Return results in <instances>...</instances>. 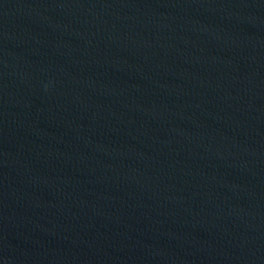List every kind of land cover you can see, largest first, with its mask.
Masks as SVG:
<instances>
[{
  "label": "water",
  "instance_id": "95a60500",
  "mask_svg": "<svg viewBox=\"0 0 264 264\" xmlns=\"http://www.w3.org/2000/svg\"><path fill=\"white\" fill-rule=\"evenodd\" d=\"M0 264H264V0H0Z\"/></svg>",
  "mask_w": 264,
  "mask_h": 264
}]
</instances>
